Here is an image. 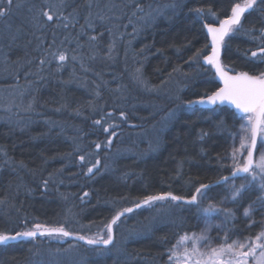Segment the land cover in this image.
I'll list each match as a JSON object with an SVG mask.
<instances>
[{
	"label": "trees",
	"instance_id": "1",
	"mask_svg": "<svg viewBox=\"0 0 264 264\" xmlns=\"http://www.w3.org/2000/svg\"><path fill=\"white\" fill-rule=\"evenodd\" d=\"M19 1L13 0L10 14L0 18V88L6 90L13 84L30 82L32 88L26 92L35 98L34 105L43 120L25 128L0 120V234L15 235L40 223L48 227L63 225L72 233L96 238L116 209L166 192L190 199L201 183L209 184L220 176L230 175L231 161L225 157L231 152L232 134L239 131L244 121L231 106L189 107L188 101L206 98L221 87L214 72L201 61L211 53L206 25H217L230 16L236 3L244 0H149L155 5L174 3V8L159 10L161 13L148 26L143 25L136 32L128 54L116 42L118 35L113 25L118 26L119 21L104 13L108 0L101 1L100 9L95 0H64L63 4L59 0L60 7L51 11L50 0H22L25 6L17 9ZM42 12H48L53 20L48 21ZM7 23L14 30L24 31L14 42L5 31ZM33 24L40 29L36 30ZM241 25L239 31L226 37L222 46L225 70L229 74L264 70V64H252L245 55L258 50L264 11L246 12ZM59 51L67 55L62 66L51 55ZM73 56H77V62ZM75 75L77 82H71ZM134 76L153 88L172 79H176L179 87L170 98L148 94ZM136 90L149 108L134 111L129 102L123 109L116 105V93L134 95ZM97 94L103 99L95 101ZM103 105V112H114L118 120L121 112H125L126 118L134 122V130L125 124L120 128L128 130L124 148L136 149L135 152L113 159L110 169L105 168L106 151L95 148L94 141L89 143L93 150L100 151L99 155L86 152L82 165L79 156L83 153L76 149L67 130L69 125L80 121L76 114L90 113V106ZM156 106L161 107L157 115L152 114ZM49 108H59L62 113L57 115ZM166 109L174 112L168 126L157 135V145L153 142L149 148L147 141L131 142L134 132L149 129ZM90 122L87 119L84 124L87 130L92 126ZM59 125L66 129L60 132ZM94 135L92 132L89 137ZM96 160L100 161L99 170L87 173ZM240 178L243 177L234 181ZM44 181H48L46 188ZM204 192L202 201L218 205L231 196L227 184L211 186ZM261 195L264 193L253 188L236 203L229 199L222 205L235 214V220L228 225L237 233L232 239L254 240L260 232L264 225V211L260 210L258 200ZM166 204L172 205L166 213L156 215L159 205L152 209L143 207L120 220L138 232L119 245L120 252L115 251L113 244V253L99 255L93 252L100 247L79 243L77 249L88 257L85 260L81 257L78 263H69L67 257H62L59 264H170L168 250L185 234L191 236L199 230L204 203L200 202L198 207L167 200ZM249 205L256 209L250 219L257 223L251 228L249 219L243 216ZM154 216L159 217L149 222ZM213 217L223 223L222 215ZM216 234L222 235L213 231L211 236ZM55 247L57 243L40 237L3 244L0 264H30L38 251L45 255L44 250L55 252Z\"/></svg>",
	"mask_w": 264,
	"mask_h": 264
},
{
	"label": "snow or ice",
	"instance_id": "2",
	"mask_svg": "<svg viewBox=\"0 0 264 264\" xmlns=\"http://www.w3.org/2000/svg\"><path fill=\"white\" fill-rule=\"evenodd\" d=\"M64 0H61L63 4ZM13 0H0V18L10 14ZM264 0H244L243 4L236 3L231 9V15L220 22V27L215 28L211 25H206L208 34L211 36V53L203 57L204 62L211 65L216 70V74L223 82V87L219 88L216 92L205 98L198 100L188 101V106L191 107L195 104H209V105H223L225 103L234 106L236 112L239 114V119L244 121L241 124L237 133L232 134L233 146L231 152L225 157L231 161V171L229 176H220L215 181V184H227L229 181H234L237 177H243L245 183L236 186L232 183L230 186L231 196L221 200L218 204L209 203L207 207L202 209L205 217L212 215L223 216V223L212 225L205 221V227L201 230L200 234L192 233L191 236L185 234L177 242V245H173L170 248L168 260L170 264H249V257H254L256 264H264V225H261L260 232L256 235L255 240L251 237H244L243 240L232 239L233 235H236L234 227H228L231 221L235 220V214L231 208L223 207L230 199V202L236 203L243 194L253 188H257L261 193H264V70L259 71H239L234 74H229L228 70H225L224 65L221 63L220 55L221 48L224 46L225 36L230 33L239 31L241 26V19L244 14L251 11H264ZM17 7L19 4L17 3ZM91 7V5H89ZM142 10V9H141ZM198 12L201 10H197ZM43 16L47 17L48 21L53 20V16L48 12H42ZM103 19V16L99 17ZM65 27L68 25L65 24ZM91 27V24H89ZM15 39V37H12ZM91 40H95L96 37H90ZM260 43L257 51H251L250 56L246 55V58L252 64H264V30H261L260 37L258 38ZM54 43V41H53ZM54 58H57L62 66L63 62L67 59V55L63 51L51 53ZM199 55V50L197 52ZM76 59L75 56L72 57ZM44 63L43 60L40 61ZM139 71V69L137 70ZM35 104V98L29 103L28 108L31 110ZM66 106V105H65ZM60 109L58 108L57 111ZM79 114V113H78ZM122 117L124 113L120 114ZM95 125H101V120H95ZM103 127L105 133H109V128ZM110 137L116 135L115 131H112ZM206 135V134H205ZM203 138V136L201 137ZM239 140V146H236V141ZM259 141V143H258ZM107 145H111V138L107 139ZM95 147L99 149L101 144H95ZM79 160L83 165L85 163V156H79ZM100 164L99 160L91 163V166L87 168V173L92 174L94 169H98ZM48 181H44L45 188ZM212 185L201 183L199 187L195 189V192L190 196V199L185 200V203L189 205H197L199 207L200 199L205 194L204 190H207ZM87 196V193L84 194ZM184 197L173 195L171 192H166L158 195L146 196L142 203H136L135 207L140 208L143 205L151 206L155 201H181ZM260 201V210L264 211V195L258 196ZM2 203V202H0ZM256 209L249 205L243 211V216L249 219L248 227L251 228L256 225V221L251 220V216ZM133 211V208L125 207L123 209H116L109 223L105 225L106 232L103 235L97 234L96 238H89L84 235H76L77 240L85 241L88 245L104 246L98 249L101 253L108 251V246L113 245V225H116L120 221L121 217L126 213ZM215 228L218 235L213 238L210 236L212 229ZM73 233L67 231L63 225L59 227H48L40 223L33 225L31 230L17 232L14 236L0 234V245L6 244L10 240L17 238L21 239H33L37 237H70ZM213 239L217 241V246H212ZM192 241L191 250L186 246L188 241ZM205 245L207 251H200L198 245ZM184 245L182 253L177 252V248ZM257 249H260V255L255 256ZM183 257L181 261L180 257Z\"/></svg>",
	"mask_w": 264,
	"mask_h": 264
},
{
	"label": "rangeland",
	"instance_id": "3",
	"mask_svg": "<svg viewBox=\"0 0 264 264\" xmlns=\"http://www.w3.org/2000/svg\"><path fill=\"white\" fill-rule=\"evenodd\" d=\"M46 0H44L45 2ZM51 2L48 4L49 10L51 11L52 8L53 9H57V7H60V3L59 0H50ZM102 0H95V2L97 3V8H99V5ZM107 1V0H106ZM110 3H108L105 7H103L104 13L110 15L111 17L108 18H114L117 19L119 21V25L117 26L116 24L113 25V30L115 29L117 31V41L118 45L120 48L124 49V52L126 54H128L127 52L130 51V45L131 42L134 39V36L136 34V32L142 28L143 25L148 26L147 24L149 22H151L155 16L157 17L156 14L161 13L160 11H166L169 9L174 8V3H165V4H161V5H155L152 2H149V0H108ZM244 2V1H243ZM242 2V4H243ZM19 7H16L17 9L21 8L22 6H25V2H23L22 0H20L18 2ZM122 4V6L120 5ZM46 6V4H45ZM119 7H121L120 9H118ZM125 7V8H124ZM96 8V9H97ZM123 8V9H122ZM142 9V10H141ZM118 11V13H116ZM14 12V10H13ZM30 12H32L30 10ZM89 19V16H88ZM220 22V21H219ZM35 29H40V26H37V24H33ZM6 27V32L10 35V39L12 42H14L15 39H13L12 37L14 36L15 38L19 37L24 31L23 29H18V30H14L12 29L11 24L7 23L5 24ZM212 27L218 28V25H213ZM238 27V26H237ZM231 34V33H230ZM77 58V56H75ZM3 60V59H2ZM4 62V60H3ZM60 62V61H59ZM74 62H77L76 59L74 60ZM112 62V61H111ZM7 66L4 63V68H6ZM20 67V66H19ZM209 68L212 70V68L209 66ZM213 72V70H212ZM29 75L26 74V77ZM133 79L141 86L142 91H144L145 93L148 94H153V95H158L161 97H167L170 98V96L172 95L171 93H173L178 87H179V83L176 81V79H172L168 82H166L165 84H163L161 87H149L146 84H144L139 78L137 77H133ZM78 77L75 75L71 82H77ZM84 82V81H83ZM30 82L28 83H22V84H13L9 89H4V88H0V109H2V112H0V120H7L9 123L15 125L17 128H25L26 125H31L32 123L36 122V120H43L40 118V116L42 115L41 111L38 110L37 107H35V105H33V108L31 110H29L28 105L29 103L32 101L33 97H31L26 91L30 90V88H32L29 85ZM32 84V83H31ZM127 88V87H126ZM129 89V88H127ZM32 90V89H31ZM119 91V90H117ZM134 92V91H133ZM137 90L134 92L133 94H128L125 95L122 92L116 93L115 96V102L116 105L119 108H124L128 102H129V107H133L132 110L137 111L136 109L139 108H149V104L144 102V100H141L140 97H138L137 95ZM102 98V96H99L98 94L95 96V101H97L98 99ZM103 99V98H102ZM101 99V100H102ZM120 103V104H119ZM122 107H120V106ZM193 106V105H192ZM105 108V106H101L99 107H89L90 113L85 112V113H81V114H76L75 117L79 118L80 121L78 120V122L76 123H72V125H69V127H67L68 130V136L70 137V139L73 141V144L75 145L76 149L79 150L81 153L88 155L86 152L90 153L91 155H99L100 151H95L93 150V147H91L90 145V141H94V145L99 143L101 144V149H103L104 152V157L106 160V165L105 168L110 169L111 167V161L115 158L121 157L123 155H127V154H133L135 152L136 149H127L124 148L126 146V144L124 143V139H126L128 137V133L126 130H122L120 127L123 126V124H125L127 126V128L134 130V122L131 121L130 119L126 118V113H124V116H118L120 119L118 120L117 118H115L117 115L108 110L106 112H103V109ZM161 107L156 106L155 110L153 109L152 114H156L158 113V110H160ZM176 109V108H175ZM49 110L51 112H55V114L60 115L62 113V110L57 111V109H53V108H49ZM148 110V109H146ZM173 110L171 111V109H166L164 111V113L160 116L159 120H157V122L150 126L149 129L147 130H139L138 132H134L133 133V140L131 141L132 143H137L138 141H147L148 143V147L152 148V143L154 142V144L157 145V135L161 132V130L165 129L168 124H169V120L171 118V116L173 115ZM40 113V114H39ZM39 114V115H38ZM114 115H116L114 117ZM94 116V118L92 117ZM89 119L91 120V125L89 127V129L87 130V126H85V122L86 120ZM47 120V119H44ZM95 120H101V125H95L93 122ZM48 124H51L49 122H47ZM79 123V124H77ZM79 125V127H78ZM109 125H111L112 127L109 128V133H105L103 131V127H108ZM60 126V127H59ZM57 126L59 128L60 132H63L64 130L62 129L64 126L59 125ZM53 127V126H50ZM96 130V131H95ZM99 130H101V133H98ZM112 131L116 132V135L113 137H110V133ZM92 132H95L94 137L90 136ZM127 133V134H126ZM152 138L151 140L149 138ZM111 138L112 143L111 145H107L106 141L107 139ZM259 143V141H258ZM156 145L153 147L154 149L157 148ZM233 146V143H232ZM231 146V149H232ZM236 146H239V142L236 141ZM95 147V146H94ZM138 147V146H137ZM96 148V147H95ZM100 149V150H101ZM109 149V151H108ZM153 150V149H152ZM106 154V155H105ZM231 163V162H230ZM232 183H235L236 186H239L242 183H245L243 178H240V180L238 181H229V183H227V188L230 191V186ZM231 193V191H230ZM200 199V201L202 203H204L203 208L207 207L208 204L210 202H208L207 200H203L202 198H198ZM167 200L164 201H155L152 203L151 206L147 205L144 208H149L152 209L153 207L159 205L157 207V209H155L156 211V215L157 212L159 213H166L167 211L170 210L171 206L166 204ZM154 211V210H153ZM133 213V212H132ZM132 213L126 215L125 217H129L132 215ZM203 213V212H202ZM159 216H154L150 218L149 222H155L157 220ZM124 218V217H123ZM125 218V219H126ZM213 215L210 217H205L204 214H202V219H201V225L199 230L196 232L197 235L200 234L201 230L204 229L205 227V221L207 220L208 223L212 224V225H216V224H220L219 221H216L215 219H213ZM122 219V218H121ZM120 219V220H121ZM145 228L146 225H144ZM140 231V230H137ZM213 231H217L215 228L212 229L210 236L212 234ZM106 232V228L104 227L103 230H101L100 235H103ZM218 232V231H217ZM138 232H135V229H133V227H129L126 222L123 223V221H118L116 225H114V245L116 248V252H120L121 250L119 249L122 243H125L126 241H128L129 239H131V236H136L135 234ZM213 238L217 237V234L214 236H211ZM42 240L45 241H49V242H55L57 243V247H55V252H51L50 250H47L45 252V255L43 254V252H39L38 251V256L36 257V259H32L30 264H43V262H47L49 264H59L58 259H62V257H67L68 262L69 263H78L82 258H84V260L86 259V257H88L87 255H85V252H81L79 251L78 245H80V242L74 241V240H70L67 237H40ZM238 239V238H237ZM235 240V239H234ZM255 240V239H254ZM189 246H187L189 248V250H191L192 247V241H188ZM88 245V244H85ZM88 246H92V245H88ZM112 245L108 246V251L101 253L99 250H96V254H104V253H113L112 251ZM212 246H217V241L215 239H213V243ZM95 247V246H94ZM198 247L200 248V251H207V248L205 247V245L201 244L198 245ZM103 247H100L99 249H101ZM184 249V245L179 246L176 250L178 253H182ZM260 249H257L255 256L258 257L260 255ZM84 254V255H81ZM82 257V258H81ZM181 261H183V257H180ZM59 260V261H60ZM249 264H256V260L254 257H249Z\"/></svg>",
	"mask_w": 264,
	"mask_h": 264
},
{
	"label": "water",
	"instance_id": "4",
	"mask_svg": "<svg viewBox=\"0 0 264 264\" xmlns=\"http://www.w3.org/2000/svg\"><path fill=\"white\" fill-rule=\"evenodd\" d=\"M227 18H228V17H227ZM227 18H225V19H227ZM223 20H224V19H223ZM219 27H220V24H219ZM207 32H208V29H207ZM208 37H209V45H210V47H211V36L208 34ZM225 38H226V36H225ZM221 55H222V48H221ZM221 55H220V60H221ZM202 62H203V64L207 65V64L204 62V59L202 60ZM221 63H222V62H221ZM211 68H212L213 72L215 73L216 80L220 83L221 87H223V82L220 80L219 76L216 74V70H215V68H213L212 66H211ZM221 87H220V88H221ZM205 99H206V98H205ZM199 105H200V106H204V107H214V106H216V105H209V104H199ZM217 105H220V104H217ZM223 105H228V106H231V107L234 108V106H232V105H230V104H227V103H225V104H223ZM234 109H235V108H234ZM227 176H229V175H227ZM209 185L214 186V185H217V184H215V181H214V182H212V183H209ZM161 194H163V193H161ZM156 195H158V194H156ZM173 195H175V194H173ZM176 196H177V195H176ZM187 199H188V198H185L184 200L177 201V202H183V203H185V200H187ZM142 201H143V200H142ZM142 201H140L139 203H142ZM135 205H136V204H134V205H132V206H130V207H128V208H133V211H132V212H134V211H136V210H138V209H141V208L147 206V205H143V204H142V206H141L140 208H136ZM132 212H130V213H132ZM130 213H126V214H125L124 216H122L121 218L125 217L126 215H128V214H130ZM76 235H78V234L73 233L72 236L67 237V238L70 239V240L77 241V242L85 243V241L77 240V239L75 238ZM9 236H14V235H9ZM113 236H114V225H113ZM89 238H90V237H89ZM21 240H26V239L17 238V239H15V240H10V241H8L7 243L18 242V241H21ZM7 243H6V244H7ZM85 244H86V243H85ZM92 246H94V245H92ZM98 247H104V246L100 245V246H98Z\"/></svg>",
	"mask_w": 264,
	"mask_h": 264
},
{
	"label": "bare ground",
	"instance_id": "5",
	"mask_svg": "<svg viewBox=\"0 0 264 264\" xmlns=\"http://www.w3.org/2000/svg\"><path fill=\"white\" fill-rule=\"evenodd\" d=\"M132 206V205H131ZM130 207V206H129ZM81 243V242H80Z\"/></svg>",
	"mask_w": 264,
	"mask_h": 264
}]
</instances>
